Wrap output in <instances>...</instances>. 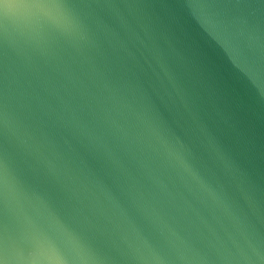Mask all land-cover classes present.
I'll return each instance as SVG.
<instances>
[{"label":"water","instance_id":"water-1","mask_svg":"<svg viewBox=\"0 0 264 264\" xmlns=\"http://www.w3.org/2000/svg\"><path fill=\"white\" fill-rule=\"evenodd\" d=\"M0 264H264V0H0Z\"/></svg>","mask_w":264,"mask_h":264}]
</instances>
